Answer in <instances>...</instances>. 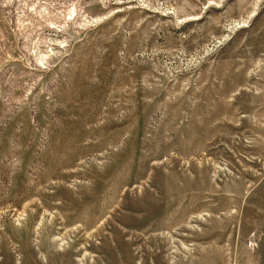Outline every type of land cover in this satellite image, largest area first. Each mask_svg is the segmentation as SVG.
Masks as SVG:
<instances>
[{"label":"rangeland","instance_id":"374dc122","mask_svg":"<svg viewBox=\"0 0 264 264\" xmlns=\"http://www.w3.org/2000/svg\"><path fill=\"white\" fill-rule=\"evenodd\" d=\"M0 264H264V0H0Z\"/></svg>","mask_w":264,"mask_h":264}]
</instances>
